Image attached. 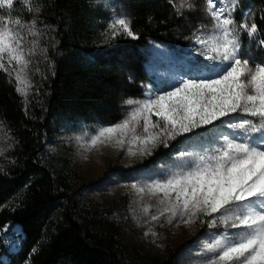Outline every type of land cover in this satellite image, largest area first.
Masks as SVG:
<instances>
[{"label": "snow or ice", "instance_id": "6c2138e0", "mask_svg": "<svg viewBox=\"0 0 264 264\" xmlns=\"http://www.w3.org/2000/svg\"><path fill=\"white\" fill-rule=\"evenodd\" d=\"M24 2L31 12L34 0ZM169 2L180 15L196 7L192 0ZM204 2L210 20L190 38L197 55L208 62L209 74L182 78L165 91L149 90L142 101L128 99V115L114 125L98 127L84 146L89 151L112 146L130 157H145L178 137L199 139L201 133L190 135L198 129H231L233 135L200 139L198 148L179 151L164 178L133 182L131 188L146 223L164 218L167 224L189 226L199 220L209 228L224 226L225 232L202 250L211 254L204 264H264V62L241 55L242 35L252 41L260 30L247 16L237 23L233 12L239 0ZM13 7L14 0H0V9ZM36 25V19H12L0 13V72L10 83L15 81L16 92L25 101L34 87L28 70L37 41L29 37L40 35ZM109 30L112 39L139 38L127 17L115 18ZM258 47L264 48V38ZM145 196L156 203H143ZM144 236L155 242L157 233L149 228Z\"/></svg>", "mask_w": 264, "mask_h": 264}, {"label": "trees", "instance_id": "16d2710c", "mask_svg": "<svg viewBox=\"0 0 264 264\" xmlns=\"http://www.w3.org/2000/svg\"><path fill=\"white\" fill-rule=\"evenodd\" d=\"M36 1L57 49L29 105L0 72V121L13 135L0 157V230L12 221L22 231L18 248L0 264H135L106 210L85 205L72 178L49 166L44 142L64 130L119 121L125 102L142 97L151 82L141 45L149 38L170 47L186 45L195 14H178L169 0H117L139 38L112 39L108 8L95 0ZM243 9L260 31L253 41L243 34L242 47L264 62V48L258 47L264 0H243L238 23ZM166 151L156 147L139 163L152 164ZM171 263L166 257L150 264Z\"/></svg>", "mask_w": 264, "mask_h": 264}, {"label": "rangeland", "instance_id": "374dc122", "mask_svg": "<svg viewBox=\"0 0 264 264\" xmlns=\"http://www.w3.org/2000/svg\"><path fill=\"white\" fill-rule=\"evenodd\" d=\"M105 8H108L111 22L115 18L127 17L128 13L120 8L117 0H95ZM243 0L235 7L233 16L237 21L236 14L242 7ZM179 5L180 0H176ZM196 5L195 9L189 12L195 14L193 25L186 45L175 47L167 46L165 43L149 38L141 45V50L145 55L144 66L151 77V82L147 84L145 93L151 90L153 93L168 90L178 80L191 76L208 75V62L203 57L197 55L196 45L191 40L192 32L201 24H206L210 20L204 9V0H192ZM37 1L34 0L33 10L29 12L24 0H14L13 9H0L5 17H17L23 20L36 19L37 28L40 35L29 37V40H36L37 47L35 55L31 57L28 74L34 85L30 89V94L25 101L21 96L24 105H29L33 100L35 92L40 82L49 74L52 69L53 56L57 49L56 41L51 32L50 26L41 19L35 11ZM187 12V11H186ZM250 12V11H249ZM243 9V16H247L251 22V13ZM129 19V18H128ZM238 23V22H237ZM186 40V41H187ZM253 41V40H252ZM26 47L31 48V43ZM241 55L254 57L250 52L241 48ZM14 84L15 81L13 80ZM145 93L142 97L134 100L146 99ZM129 112V106L125 103L124 110L119 121L115 123H100L92 129L79 128L64 130L54 134L44 142L45 158L52 168L64 170L73 180L78 198L91 207L97 205L107 212V217L118 228V238L128 250L134 253L135 264H150L160 261L163 258L171 257V264H204L211 254L203 253L207 243L213 241L221 233L225 232L223 225L209 228L207 222L201 223L199 220L195 224L185 226L183 223L174 221L173 224L148 221L147 217L138 202V195L132 190L133 182L143 183L157 178H164V175L176 162V155L179 151H187L198 148L200 139H211L224 134L233 135L231 129L220 126L210 132L198 129L196 133L190 134L196 137L197 133L202 136L199 139L188 141L185 137H178L169 143L165 148L163 157L158 158L149 165L140 164L142 158L139 155L128 156L125 150H120L112 146L99 147V149L87 150L85 142L94 134L98 127L114 125L122 121ZM238 117V114H235ZM239 118V117H238ZM155 119V117H153ZM239 133H235L238 135ZM258 137L259 134H256ZM80 138V139H78ZM13 142V135L10 128L3 123L0 127V157L5 156L6 150ZM143 203L155 204V199L145 196ZM155 209L150 210L153 214ZM207 221L208 217H204ZM163 223V226L160 224ZM152 228L157 237H145L144 232ZM228 231H233L229 229ZM22 231L15 222H8L0 230V259H7V252H14L19 245Z\"/></svg>", "mask_w": 264, "mask_h": 264}]
</instances>
